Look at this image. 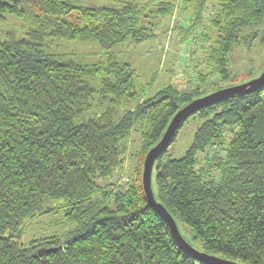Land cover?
I'll return each instance as SVG.
<instances>
[{
    "label": "trees",
    "instance_id": "1",
    "mask_svg": "<svg viewBox=\"0 0 264 264\" xmlns=\"http://www.w3.org/2000/svg\"><path fill=\"white\" fill-rule=\"evenodd\" d=\"M207 1L197 0L199 10ZM216 1L227 31L219 49L225 73L232 33L258 26L264 31V0ZM145 7L137 0L100 6L0 0V19L26 24L0 30V264H203L181 250L147 204L136 176L141 163L123 188L112 192L97 183L119 167L122 143L139 119L145 123L143 162L173 115L200 93L169 86L118 116L113 107L139 95L129 62L112 54L88 62L45 49L47 41H95L110 49L144 40ZM168 11L165 4L157 12ZM93 101L112 107L86 115ZM190 117L201 121L193 141L182 156L171 157L169 147ZM225 134L226 144L220 139ZM220 144H225L224 155L215 158L220 177L205 179L196 167L197 154ZM153 169L154 196L179 230V224L187 227L208 253L264 264V84L183 119ZM55 208L74 225L64 236L27 247L15 241L13 232L24 219Z\"/></svg>",
    "mask_w": 264,
    "mask_h": 264
},
{
    "label": "rangeland",
    "instance_id": "2",
    "mask_svg": "<svg viewBox=\"0 0 264 264\" xmlns=\"http://www.w3.org/2000/svg\"><path fill=\"white\" fill-rule=\"evenodd\" d=\"M131 0H80L83 6L120 5ZM140 6L145 7L142 24L147 27L144 34L148 37L139 42L125 40L110 49H102L95 42L82 41H47L46 52L62 57L83 58L86 61H105L108 54L117 60L129 62L137 72L136 89L138 97L132 101L119 103L113 110L119 116L127 110H134L136 103L154 98L161 90L171 86L179 93L198 91L199 97L218 89L239 85L256 78L264 69V31L261 26L241 28L234 31L227 55L225 73L220 72L219 49L221 40L227 31H223V12L216 0H209L199 10L197 0H137ZM168 5L170 11L159 13L158 8ZM163 5V6H161ZM162 12V11H161ZM219 21L220 25L216 22ZM25 23L5 17L0 19V30L8 28L23 29ZM253 29V30H251ZM97 87L96 79L91 81ZM97 93L94 94L96 98ZM112 107L110 103L93 101L92 108L86 113H101ZM201 121L190 117L186 120L169 147L171 157L183 155L192 143L194 133ZM144 121L139 119L122 143L121 163L112 174L104 179L97 180L99 186L107 191H116L126 183L134 180L135 168L140 164V179L142 173V155L144 153L143 133ZM229 134L220 139L229 140ZM220 143V142H218ZM224 145L210 147L205 153L197 154L196 167L200 168L205 179L218 180L220 171L215 164L216 156H223ZM152 187H155V169L151 175ZM106 202V200H105ZM108 202V201H107ZM46 206L48 203L45 204ZM180 225L182 235L198 250H203L199 241L195 240L188 228ZM73 224L64 218L61 209L30 216L22 221L13 234L15 241L25 247L34 244V241L52 236L62 237L73 228Z\"/></svg>",
    "mask_w": 264,
    "mask_h": 264
},
{
    "label": "water",
    "instance_id": "3",
    "mask_svg": "<svg viewBox=\"0 0 264 264\" xmlns=\"http://www.w3.org/2000/svg\"><path fill=\"white\" fill-rule=\"evenodd\" d=\"M263 84H264V69L256 78L251 79L250 81H247L239 85L218 89L214 92H211L209 94L191 100L183 107H181L173 115L160 139L147 151L144 157L142 173H141V187L145 199L147 201V204L152 209H154L164 220L166 226L169 229L170 234L172 235L173 239L176 241L178 246L181 248V250L203 264H242V263L229 258L208 253L204 250H198L195 247H193L190 244V242H188L184 238L171 214L154 196L152 190V181H151L153 165L159 153L164 148H166V146L169 145L179 124L182 122L183 119L187 118L193 112H196L198 109L204 107L205 105L211 104L229 95L248 93L250 91H253L261 87Z\"/></svg>",
    "mask_w": 264,
    "mask_h": 264
}]
</instances>
